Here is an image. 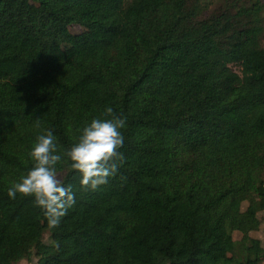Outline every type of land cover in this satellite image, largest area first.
Wrapping results in <instances>:
<instances>
[{"label":"trees","instance_id":"obj_1","mask_svg":"<svg viewBox=\"0 0 264 264\" xmlns=\"http://www.w3.org/2000/svg\"><path fill=\"white\" fill-rule=\"evenodd\" d=\"M258 2L0 0V264H264ZM106 106L126 121L115 176L85 190L59 167L76 203L56 226L8 198L38 134L64 151Z\"/></svg>","mask_w":264,"mask_h":264},{"label":"clouds","instance_id":"obj_2","mask_svg":"<svg viewBox=\"0 0 264 264\" xmlns=\"http://www.w3.org/2000/svg\"><path fill=\"white\" fill-rule=\"evenodd\" d=\"M125 122L112 106H106L100 116L78 130L73 144L64 151H58L53 131L44 129L29 150L31 166L7 188L8 198L15 199L17 194L32 197L49 225L56 226L76 203L73 186L59 177V167L67 165L73 170L82 189L94 191L106 184L124 160L120 149Z\"/></svg>","mask_w":264,"mask_h":264},{"label":"rangeland","instance_id":"obj_3","mask_svg":"<svg viewBox=\"0 0 264 264\" xmlns=\"http://www.w3.org/2000/svg\"><path fill=\"white\" fill-rule=\"evenodd\" d=\"M225 0H207V5L209 7L214 8L220 4H222ZM238 2H242V3H246L245 5L249 6L250 4H252L254 1H259V15L260 17L263 19L264 21V0H237ZM71 30L74 32L79 31V27L77 26H73L71 27ZM262 41H264V34H263V38ZM236 71H237V67L232 66ZM60 177V174H59ZM259 199V193L257 191V188L255 185H251L249 192L246 195V200L248 203H253L254 201ZM264 216L263 212H258L257 214H255V217L259 220H262ZM252 236L258 238L261 240L262 245L264 246V223L260 225V228L258 231L252 232L251 233ZM233 239H239L241 237V234L237 231L233 232ZM48 239L47 234H44V240L46 241ZM35 261V259H33V262ZM33 262L28 263L25 260H22L21 262H19V264H33Z\"/></svg>","mask_w":264,"mask_h":264}]
</instances>
